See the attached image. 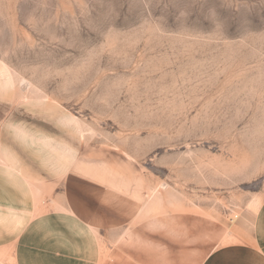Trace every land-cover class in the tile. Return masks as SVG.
Returning <instances> with one entry per match:
<instances>
[{
    "label": "rangeland",
    "instance_id": "1",
    "mask_svg": "<svg viewBox=\"0 0 264 264\" xmlns=\"http://www.w3.org/2000/svg\"><path fill=\"white\" fill-rule=\"evenodd\" d=\"M0 62L139 208L121 246L200 264L264 216V0H0Z\"/></svg>",
    "mask_w": 264,
    "mask_h": 264
},
{
    "label": "crops",
    "instance_id": "2",
    "mask_svg": "<svg viewBox=\"0 0 264 264\" xmlns=\"http://www.w3.org/2000/svg\"><path fill=\"white\" fill-rule=\"evenodd\" d=\"M6 75L0 62V264H175L119 244L141 234L127 228L146 223L139 208L84 167L63 109L19 103ZM224 227L229 239L200 264H264V216Z\"/></svg>",
    "mask_w": 264,
    "mask_h": 264
}]
</instances>
